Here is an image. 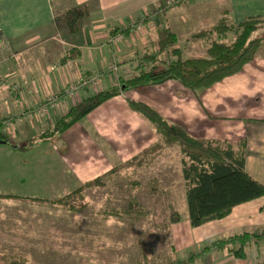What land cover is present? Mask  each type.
Returning a JSON list of instances; mask_svg holds the SVG:
<instances>
[{
	"label": "crops",
	"instance_id": "0c3cea01",
	"mask_svg": "<svg viewBox=\"0 0 264 264\" xmlns=\"http://www.w3.org/2000/svg\"><path fill=\"white\" fill-rule=\"evenodd\" d=\"M68 1L65 13L81 11L73 29L65 15L57 20L53 0H0V50L7 46L8 52L6 63L0 59V68L8 67L0 70V132L6 138L0 141V149L7 154L11 153L8 150L42 153L53 164L56 181L50 198L15 195L6 192L8 189L0 191L1 195L55 199L135 158L141 163V154L157 144L159 136L142 115L129 108L128 101L146 105L195 139L233 147L244 144V171L264 187V56L198 93L172 80L120 92L61 135L19 146L45 132L70 109L117 87L122 79L141 71H159L160 57L168 49H160L159 32L169 31L175 36L172 49L184 56V52L201 54L217 40L215 33L197 36L221 18L233 26L248 18L264 21V0ZM227 35L222 40H227ZM128 73L130 78H126ZM94 79L97 82L90 85ZM7 122L9 135L1 131ZM48 142L53 143L54 154L44 149ZM35 177L42 179L40 170ZM183 204L185 213L180 220L189 230L174 232L175 245L183 237L182 246L176 250L180 261L204 264L217 242L231 241L243 248V258L225 247L217 250H230L225 264H250L246 260L250 245L264 256V196L198 227L190 225L185 191ZM197 247L202 248L200 255L187 262ZM215 255L207 264H224Z\"/></svg>",
	"mask_w": 264,
	"mask_h": 264
},
{
	"label": "rangeland",
	"instance_id": "374dc122",
	"mask_svg": "<svg viewBox=\"0 0 264 264\" xmlns=\"http://www.w3.org/2000/svg\"><path fill=\"white\" fill-rule=\"evenodd\" d=\"M53 4L58 16L57 20L61 21L64 19L69 1L53 0ZM258 26L264 27V22H260ZM227 34V40L219 38L217 40L226 44L234 42L235 34L232 32ZM174 46L176 44L160 46V49H168L165 50L166 52L163 51L160 57L161 64L156 69L159 71L165 69L170 63L178 62V59L187 61L209 57V47L206 51L200 52L201 54L190 55L184 52V56H178V50L173 52L176 50L172 49ZM258 56H264V41L256 51L254 59ZM7 58L8 52L5 46L0 50V59L5 60L6 63ZM166 61H169L167 65ZM1 69H4V72L8 67ZM131 76L132 74L128 73L126 78ZM97 80L94 79L90 85ZM6 121L10 123L9 118ZM8 122L3 127L7 126ZM5 128L1 131L9 135L8 127ZM2 138L0 141H6V138ZM27 142L19 146H26ZM52 145L53 143L48 142L43 147L49 150L50 154H54ZM8 151L11 153L7 154L0 149V191L8 189L10 191L6 192L13 191L15 195L52 197L56 183L52 177L53 164L37 151H33L32 154L30 151L26 153ZM181 160L182 155L177 144L165 147L159 145L149 156L144 157L141 163L133 160L132 163L118 167L114 173L101 178L100 182L91 185L86 183L79 187L82 191L73 201L76 210L53 204L66 195L50 200L14 196L0 198V254L18 257L30 264L182 262L176 250L182 246L183 237L180 236L175 245L174 232L177 230L179 232L181 229L182 232L187 231L189 227L180 220V224L173 228L174 223H168L167 210L169 205L172 206L179 213L180 219L181 214L185 213L183 208L185 184L182 179ZM39 170L43 180L35 177ZM133 198L135 204L147 213L138 215L136 212L121 219L115 218L113 210L127 208ZM225 247L232 249V252L236 251V257L243 258L240 256L243 255L241 254L243 248H237L234 242H217L213 249L215 251H211L212 255L206 258L204 264L216 257L215 254L225 264L230 250L228 249V252L223 250L220 253L217 251ZM201 249L197 247L189 257L200 255L198 252ZM255 249L256 247L252 245L248 247L246 260L250 264H264V256L258 255ZM195 262L200 261L195 260Z\"/></svg>",
	"mask_w": 264,
	"mask_h": 264
},
{
	"label": "trees",
	"instance_id": "16d2710c",
	"mask_svg": "<svg viewBox=\"0 0 264 264\" xmlns=\"http://www.w3.org/2000/svg\"><path fill=\"white\" fill-rule=\"evenodd\" d=\"M80 16L81 11L78 9L69 10L65 13L70 29H73L74 23ZM260 22L263 23L264 21L248 18L237 26H233L227 22L225 17L221 18L209 30L200 32L197 37H205L215 33L217 38L222 39L226 37L227 33L232 32L235 34L234 42L226 44L213 40L208 49L209 57L206 59L187 61L178 59V62L170 63L160 71H141L131 79L121 80L119 87L100 92L79 106L70 109L45 132L29 140L28 144L44 142L61 135L92 110L119 95L120 92L147 85L162 84L172 80L198 93L210 88L226 77L239 73L246 64L254 60L256 51L264 41V27L260 28L258 26ZM175 42V36L169 31L159 32V45L161 47L164 44L174 45ZM175 51L177 50L173 52ZM127 103L131 110L142 115L151 124L155 133L159 136V142L141 154L143 158L151 154L159 145L165 147L177 144L179 146L182 155L181 165L185 184L187 215L192 227L222 219L231 212L233 207L264 196V187L249 178L244 171V144L233 147L227 143L195 139L187 135L179 126L168 123L146 105L133 101ZM2 137L0 134V140L3 139ZM132 161L127 164L132 163ZM116 169L114 168L111 174ZM100 180L101 178H97L86 185L100 182ZM81 191L82 189L79 188L73 193L67 194L64 198L53 202V204L76 210L73 201L80 195ZM10 197V195H0V198ZM167 210L168 223L175 224L180 221L179 213L172 206L169 205ZM113 211L115 218L119 219L136 212L138 215L147 213L135 204L134 198L127 205V208H116ZM192 257L190 256L187 261H190ZM0 264L30 263L18 257L0 254ZM175 264H185V262Z\"/></svg>",
	"mask_w": 264,
	"mask_h": 264
},
{
	"label": "built area",
	"instance_id": "2783aa9c",
	"mask_svg": "<svg viewBox=\"0 0 264 264\" xmlns=\"http://www.w3.org/2000/svg\"><path fill=\"white\" fill-rule=\"evenodd\" d=\"M81 84H84V83L81 82Z\"/></svg>",
	"mask_w": 264,
	"mask_h": 264
}]
</instances>
